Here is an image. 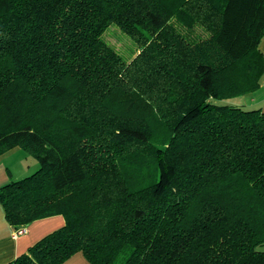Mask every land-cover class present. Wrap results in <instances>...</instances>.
Wrapping results in <instances>:
<instances>
[{
    "label": "trees",
    "instance_id": "trees-1",
    "mask_svg": "<svg viewBox=\"0 0 264 264\" xmlns=\"http://www.w3.org/2000/svg\"><path fill=\"white\" fill-rule=\"evenodd\" d=\"M263 38L264 0H0V157L39 163L0 204L65 220L8 264H264V111L217 104L260 88Z\"/></svg>",
    "mask_w": 264,
    "mask_h": 264
},
{
    "label": "crops",
    "instance_id": "crops-1",
    "mask_svg": "<svg viewBox=\"0 0 264 264\" xmlns=\"http://www.w3.org/2000/svg\"><path fill=\"white\" fill-rule=\"evenodd\" d=\"M260 52L264 56V38L260 43ZM264 76L261 79L259 95L261 97L250 102L251 108H258L264 111ZM24 151L15 149L0 157V189L10 182L19 181L28 177L35 168L33 163H23L27 161ZM13 158H16L13 160ZM27 165V169L25 168ZM65 224L62 216H54L47 219L38 220L26 228V233L16 236V230L6 220L4 210L0 204V264H8L28 251L47 235L59 230ZM65 264H90L85 257L78 253L69 259Z\"/></svg>",
    "mask_w": 264,
    "mask_h": 264
},
{
    "label": "rangeland",
    "instance_id": "rangeland-1",
    "mask_svg": "<svg viewBox=\"0 0 264 264\" xmlns=\"http://www.w3.org/2000/svg\"><path fill=\"white\" fill-rule=\"evenodd\" d=\"M186 31V30H184ZM187 32V31H186ZM208 34L202 30L200 27H196L192 32H191V37L193 38H205L207 37ZM103 40L110 45L126 62H131L135 56L137 55L138 52V46L136 42L128 36L126 33L122 32L121 29L113 24L111 25L104 33L103 35ZM262 85H264V80ZM260 88L255 91L254 93L248 94V95H243L238 98H234L232 100H227V101H221L217 102L219 105H230V106H238L242 107L244 109H252L250 107V102L252 100H255L256 98H260L261 94L259 95ZM24 153V152H23ZM25 154V153H24ZM26 155V154H25ZM26 159L23 163H33L30 165L32 168H35L32 173H30L29 176L34 174L38 169H39V163L36 159L26 155ZM16 158H13L15 160ZM25 168L27 169V165H25ZM26 178V177H25ZM264 250V248H263Z\"/></svg>",
    "mask_w": 264,
    "mask_h": 264
},
{
    "label": "built area",
    "instance_id": "built-area-1",
    "mask_svg": "<svg viewBox=\"0 0 264 264\" xmlns=\"http://www.w3.org/2000/svg\"><path fill=\"white\" fill-rule=\"evenodd\" d=\"M26 228L27 227H21V228H18L17 230H16V236H20V235H23V234H25L26 233Z\"/></svg>",
    "mask_w": 264,
    "mask_h": 264
}]
</instances>
